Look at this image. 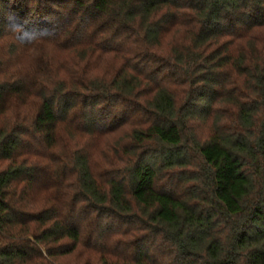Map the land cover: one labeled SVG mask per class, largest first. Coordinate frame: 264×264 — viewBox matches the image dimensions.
Returning <instances> with one entry per match:
<instances>
[{
  "label": "trees",
  "instance_id": "trees-1",
  "mask_svg": "<svg viewBox=\"0 0 264 264\" xmlns=\"http://www.w3.org/2000/svg\"><path fill=\"white\" fill-rule=\"evenodd\" d=\"M0 264H264V0H0Z\"/></svg>",
  "mask_w": 264,
  "mask_h": 264
},
{
  "label": "rangeland",
  "instance_id": "rangeland-1",
  "mask_svg": "<svg viewBox=\"0 0 264 264\" xmlns=\"http://www.w3.org/2000/svg\"><path fill=\"white\" fill-rule=\"evenodd\" d=\"M24 60V59H23ZM28 60V59H27ZM27 60H24L23 61V63L24 64H26V62L28 63L29 61H27ZM205 131H206V128H205ZM122 137V134H121V136H120V138ZM114 140H115V138H111V139H109V138H106V137H103V138H100V139H98V140H96V141H90V142H88V144H89V147H92V146H94L95 148H104L105 146H107L108 144H111L112 142H114Z\"/></svg>",
  "mask_w": 264,
  "mask_h": 264
},
{
  "label": "clouds",
  "instance_id": "clouds-1",
  "mask_svg": "<svg viewBox=\"0 0 264 264\" xmlns=\"http://www.w3.org/2000/svg\"><path fill=\"white\" fill-rule=\"evenodd\" d=\"M26 21L24 22V23H18L17 24V27H16V31L18 32L19 30H20V27H25V25H26ZM26 28V27H25ZM44 31H51V30H49V29H43Z\"/></svg>",
  "mask_w": 264,
  "mask_h": 264
}]
</instances>
